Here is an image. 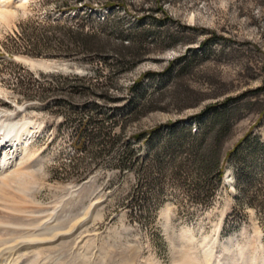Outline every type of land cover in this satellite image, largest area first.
<instances>
[{"label": "rangeland", "instance_id": "rangeland-1", "mask_svg": "<svg viewBox=\"0 0 264 264\" xmlns=\"http://www.w3.org/2000/svg\"><path fill=\"white\" fill-rule=\"evenodd\" d=\"M69 8L89 29L108 21L111 41L90 43L109 60L79 52ZM139 26L142 62L123 67L113 49ZM52 74L112 87L116 102L72 101ZM36 79L50 100L120 108L111 154L74 159L78 121L26 101L27 84L41 98ZM228 99L218 137L209 108ZM8 124L27 132L0 172V264H264V0H0V140ZM15 168L20 181L4 178Z\"/></svg>", "mask_w": 264, "mask_h": 264}, {"label": "trees", "instance_id": "trees-1", "mask_svg": "<svg viewBox=\"0 0 264 264\" xmlns=\"http://www.w3.org/2000/svg\"><path fill=\"white\" fill-rule=\"evenodd\" d=\"M113 4V3H111ZM71 12L75 13L74 19L76 20L75 25L72 24H65L63 25L64 28L68 29V33L71 36H74V42L78 46L79 52L84 53L87 56L93 57V56H99L102 57L103 60H109V55L104 51L106 48L102 46H94L90 42L94 39H106L111 41V34H108L105 32V26H107L108 21H104L99 28H92L89 29V27H85L84 25H80L79 23L84 21L87 22V19L89 16L84 15H78L77 8H69ZM49 22H51L49 20ZM40 25V23H39ZM45 25H51V27L59 26V23L52 22L47 23ZM143 26H139L137 28L131 29V36L133 37L132 40H125L122 39L119 41L120 48L113 49L114 56L118 58V60H121V65L123 67H130L133 68L134 66L138 65L140 62H142L141 57V46L144 44V37H145V30L142 28ZM42 54V53H41ZM40 52L37 53V55L42 56ZM130 57H133L131 59ZM184 66L179 71V74H181L186 65L188 64V61L184 59ZM31 77L34 78L33 73H29ZM43 75V74H42ZM44 76V75H43ZM53 80L48 84V87H51L54 83L57 84V92H62V94H66L72 101H74V98H86L90 96L91 94L97 95L98 99L101 100L104 104H111L113 102H116L113 100L112 94L109 93L111 91L112 87L106 88V85L101 86L94 84L92 79H87L85 77H80L78 75L74 76H61V75H51ZM56 80V81H55ZM22 86H23V80H20ZM35 82L39 84L44 90L41 93V98H38L39 100H35L34 96L28 95L29 91H31V88L26 85V88H24V91H26V95L24 92V99L26 101H38V102H50L52 105V109H65L67 114L64 116V119L66 122H69L71 119L77 120L78 124L76 127V130L72 136L71 139V147L74 150V159H81L80 156H86L87 154L91 153L94 156H102L105 153L111 154V152L115 149L116 145L120 143L121 138L120 136H117L115 141L113 142V139L109 138L110 133L106 130L108 127L106 126L108 123L111 125L117 126L119 124L118 113L116 110H119L120 108H111V107H105L96 102H85L83 106L73 104L72 101L68 102L64 100L63 98H55L53 100H50L51 96L56 93V89L52 90L51 88H48L47 85L45 86V82H42L41 79H36ZM141 84V81H138L135 83V86H133V89L137 88ZM99 86V87H98ZM98 89L102 90L101 92L97 93ZM107 89V90H106ZM96 92V93H95ZM73 98V99H72ZM142 100V99H141ZM231 101V99H228L225 103L222 104V106H225L224 109H220L219 111H214L215 108L218 106H211L209 109H213L209 119L207 120L208 124L215 126L216 124H220L221 129L218 130V137H221L223 134H225L229 127V116L231 114L230 108L226 107L228 102ZM143 105L141 101L135 105L134 109L129 112V114H135V111L139 110V108ZM105 110L103 113L102 111ZM89 113V117L86 119L83 117V113ZM90 113H92L90 115ZM74 117V118H72ZM121 118H124L123 115L120 116ZM71 123V121H70ZM210 126V127H212ZM109 138L107 141L106 139ZM144 136V134H140L135 136L136 140H140ZM124 147H126L124 154L127 156H133L134 153L130 150L129 144L124 143ZM103 150H102V149ZM132 153V154H131ZM131 154V155H130ZM123 158L122 160H124ZM87 177L83 176L82 180H85Z\"/></svg>", "mask_w": 264, "mask_h": 264}, {"label": "bare ground", "instance_id": "bare-ground-1", "mask_svg": "<svg viewBox=\"0 0 264 264\" xmlns=\"http://www.w3.org/2000/svg\"><path fill=\"white\" fill-rule=\"evenodd\" d=\"M16 126L17 125L15 124H8L6 125L5 128H2V132H4V135H2V137L4 138V140H0V172L4 170L7 171L8 169L6 170V168H8L9 166H11V168H14L17 165L18 155L17 154L15 155L14 150L17 148V143L21 141L23 135L27 132L25 130L27 128L26 126L21 127L20 131L17 133V135H15ZM5 138H10V140H6ZM9 154L12 155V159L8 158ZM23 173L24 172L21 169L19 170L18 168L17 169L15 168L14 171H10L8 174H5L4 178H9L12 176L14 177L15 180L19 179L20 181V178H21L20 176L23 175Z\"/></svg>", "mask_w": 264, "mask_h": 264}]
</instances>
